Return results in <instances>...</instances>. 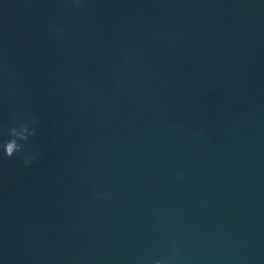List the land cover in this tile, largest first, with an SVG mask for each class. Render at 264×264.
I'll return each mask as SVG.
<instances>
[{"label":"water","instance_id":"obj_1","mask_svg":"<svg viewBox=\"0 0 264 264\" xmlns=\"http://www.w3.org/2000/svg\"><path fill=\"white\" fill-rule=\"evenodd\" d=\"M21 123L0 264H264V0H0Z\"/></svg>","mask_w":264,"mask_h":264},{"label":"clouds","instance_id":"obj_2","mask_svg":"<svg viewBox=\"0 0 264 264\" xmlns=\"http://www.w3.org/2000/svg\"><path fill=\"white\" fill-rule=\"evenodd\" d=\"M33 123H35V121H33ZM34 134V130H30L29 126L24 123L10 127L7 130L8 139L0 143L4 156L12 158L18 153H23L25 143L29 140V137ZM32 159L31 157H25L24 163L29 165Z\"/></svg>","mask_w":264,"mask_h":264}]
</instances>
